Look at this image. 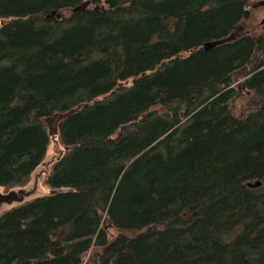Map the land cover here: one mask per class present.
Listing matches in <instances>:
<instances>
[{
	"label": "trees",
	"instance_id": "16d2710c",
	"mask_svg": "<svg viewBox=\"0 0 264 264\" xmlns=\"http://www.w3.org/2000/svg\"><path fill=\"white\" fill-rule=\"evenodd\" d=\"M260 1L0 0V187L71 113L61 192L0 217V264H264V105L232 106L264 99V34H236Z\"/></svg>",
	"mask_w": 264,
	"mask_h": 264
},
{
	"label": "water",
	"instance_id": "95a60500",
	"mask_svg": "<svg viewBox=\"0 0 264 264\" xmlns=\"http://www.w3.org/2000/svg\"><path fill=\"white\" fill-rule=\"evenodd\" d=\"M89 2L74 12L84 11ZM264 6V1L252 5L253 8ZM10 23L7 20H0V30ZM71 113L55 114L51 119L45 121L49 136V147L41 164L32 172L28 183L21 186L3 188L0 187V217L14 209L20 208L35 200L54 196L60 193L59 190H50L46 182L52 176L54 167L59 164L70 152L59 137V126ZM259 186V185H258Z\"/></svg>",
	"mask_w": 264,
	"mask_h": 264
},
{
	"label": "rangeland",
	"instance_id": "374dc122",
	"mask_svg": "<svg viewBox=\"0 0 264 264\" xmlns=\"http://www.w3.org/2000/svg\"><path fill=\"white\" fill-rule=\"evenodd\" d=\"M249 17L244 20L237 30V36L248 34L252 36H260L264 34V7L253 9L249 7ZM245 79L239 78V83ZM264 105V99L258 98L256 94L250 90L242 91L239 96L232 102L233 111L237 117H246L250 112L257 110ZM111 233L117 234L115 229H111ZM86 264V262H85Z\"/></svg>",
	"mask_w": 264,
	"mask_h": 264
},
{
	"label": "bare ground",
	"instance_id": "6f19581e",
	"mask_svg": "<svg viewBox=\"0 0 264 264\" xmlns=\"http://www.w3.org/2000/svg\"><path fill=\"white\" fill-rule=\"evenodd\" d=\"M261 2V1H260ZM257 3V2H256ZM255 4V3H254ZM83 6V5H82ZM81 6V7H82ZM81 7H79V8H81ZM262 7H264V6H262ZM253 8V7H252ZM257 8H261V7H257ZM257 8H253V9H257ZM76 9H78V8H76ZM75 9V10H76ZM73 12H74V10H73ZM56 13H53L51 16H49V17H52V16H54ZM208 46H206L205 48H207ZM259 185V186H258ZM262 186V183H260V182H258V183H256V184H250L249 185V188H260Z\"/></svg>",
	"mask_w": 264,
	"mask_h": 264
}]
</instances>
